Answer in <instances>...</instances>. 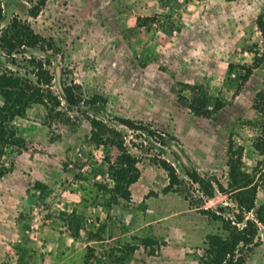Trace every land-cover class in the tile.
<instances>
[{
    "label": "rangeland",
    "instance_id": "obj_1",
    "mask_svg": "<svg viewBox=\"0 0 264 264\" xmlns=\"http://www.w3.org/2000/svg\"><path fill=\"white\" fill-rule=\"evenodd\" d=\"M0 8V31L15 18L43 46L0 50L1 71L59 96L58 67L63 86L85 101L97 96L91 108L31 103L4 123L0 264H208L209 237L244 226L234 222L232 164L255 188L244 213L258 230L243 264H264V113L255 105L264 0H0ZM114 116L171 137L214 196L171 147ZM122 152L137 170L127 197L110 175ZM160 160L175 168L176 184Z\"/></svg>",
    "mask_w": 264,
    "mask_h": 264
},
{
    "label": "trees",
    "instance_id": "obj_2",
    "mask_svg": "<svg viewBox=\"0 0 264 264\" xmlns=\"http://www.w3.org/2000/svg\"><path fill=\"white\" fill-rule=\"evenodd\" d=\"M2 19L3 14L0 8V21ZM258 26L264 38V23L259 21ZM7 28L0 31V50L6 55L24 53L28 48H39L43 50L41 42L36 38L29 25L21 23V21L14 18ZM62 88L63 92L58 90L59 96L54 95L50 90L47 89L45 92L42 88L34 86L30 81H26L18 75L0 70V98L2 99V103L0 104V141H5L4 136L7 127L4 123L9 120L11 121L17 116H23L25 109L31 103H42L45 105L48 100L54 102L55 105H59L60 101L63 100L69 107H79L80 104H87L91 108L97 101V96L85 101L82 100L81 96L76 94L72 87L62 85ZM258 97L259 99H256L255 104L256 108L264 113V91L259 92ZM99 100L102 101L101 98ZM113 119L129 129L145 131L149 135L156 137L160 143L171 147L177 154V158L185 175L193 183L198 185L204 195L208 197L214 196L215 189L211 180L199 172L189 157L173 142L171 137L160 134L151 127L137 123L127 117L114 116ZM93 124L100 125V122L94 120ZM13 135L11 132L10 138ZM174 147H177L178 151ZM160 164L167 171L169 186L176 184L178 182V176L175 168L166 160H160ZM110 170V175L114 181V189L119 191L123 197H127L128 185L133 183L137 178V170L133 166L130 155L122 152L110 166ZM231 175L235 182V188L239 189L235 194V199L240 210L234 214V222L242 223L244 226L240 231H233L225 240L216 235L209 237L210 246L208 252L210 253V260L207 262L208 264H243L244 255L254 244L257 235L258 226L256 222L251 218H246L244 213V210H249L254 206L255 188L252 186L248 187L250 182L246 179V175L242 174L239 168H235L234 164H232ZM37 186H41V184L38 182ZM233 227L235 228V226ZM239 244L240 246L237 248Z\"/></svg>",
    "mask_w": 264,
    "mask_h": 264
},
{
    "label": "water",
    "instance_id": "obj_3",
    "mask_svg": "<svg viewBox=\"0 0 264 264\" xmlns=\"http://www.w3.org/2000/svg\"><path fill=\"white\" fill-rule=\"evenodd\" d=\"M59 68L57 67L56 68V85H57V88L60 92H63V88H62V84H61V81H60V76H59ZM176 151H178V148L177 147H174Z\"/></svg>",
    "mask_w": 264,
    "mask_h": 264
}]
</instances>
